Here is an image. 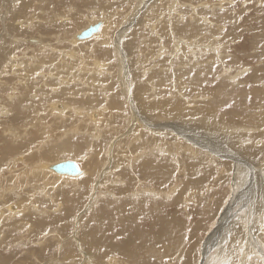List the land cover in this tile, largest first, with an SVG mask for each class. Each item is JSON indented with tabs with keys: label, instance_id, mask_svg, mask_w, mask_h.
Wrapping results in <instances>:
<instances>
[{
	"label": "rangeland",
	"instance_id": "374dc122",
	"mask_svg": "<svg viewBox=\"0 0 264 264\" xmlns=\"http://www.w3.org/2000/svg\"><path fill=\"white\" fill-rule=\"evenodd\" d=\"M10 1L0 0V34L5 35L3 26L6 21L10 22L8 24L17 25L15 23L17 17L21 18L17 21L22 23L25 29L21 32L28 33L20 37L18 40L20 42L16 44L19 48L14 50L16 60H19V62H13L16 66L15 74L20 72V76L9 78L8 86L10 96L15 93L16 95L24 94L23 90H15V87L19 86L22 74L21 79H25L23 78L25 76L29 77H26L27 82L23 86H28L25 93L32 100L29 106L26 105L24 108V114H29L30 125L23 124V128L18 129L22 139H29L34 145L30 147L34 149L29 151L30 154L34 151L35 153L41 151L42 143L55 145L59 138L72 137V142L73 140L77 143L81 142L76 139L79 138L77 135H72L69 126L71 123L69 121L74 118L75 114L74 119L77 123L84 124V117H77V112L80 110L77 107L83 108V102H79L81 96L79 95L77 100L68 96L59 99L54 97L52 90L57 89L58 82H50L56 78L52 75L60 76L62 79H67L71 75H67L64 66L59 65L60 58L57 53L49 50L56 46V51L61 48L62 51L65 49L66 54L78 53L80 56L76 59L78 65L82 66L80 59H83L85 61L83 65L91 69L94 66L92 63L98 59L95 57L97 56L96 49L106 47L100 44V40L95 41V38L87 39L86 43H74L72 39L79 31L88 28L93 23L101 22L103 26L112 23L111 42L113 44L109 46L112 59H106L108 60L106 69L111 71L112 81L108 79L106 83H112V89L115 92L111 88L106 92H111L113 99L120 102L123 108L117 117L112 113L109 114L115 118L114 131L103 137L105 146L102 148V155H106L104 159L108 160L109 156L112 159V151L115 158L119 159L120 172L115 171L117 172L115 178L112 179L111 175L106 176L105 173L109 171L105 169V165L102 169L98 167L95 172L98 190L93 188L91 194L85 193V201L82 205L78 199L74 200L79 203L78 206L71 204L76 208L74 213L66 202V198L70 195L62 194L67 193L65 188H73L71 184L54 189L55 193L52 190L49 192V198L54 196L53 201L55 200L56 203H46L45 212L42 213L44 216L41 214V218H48L52 225L50 231L55 230L56 234L61 236L60 239H51L50 235L44 239L45 233H38L39 230L35 224L29 228L28 225L33 223L32 219H27L26 222L21 220L29 213L28 210L20 215L17 214L18 216L10 221L6 215L1 214L2 207L7 203L13 204L19 201L23 210L33 208L29 207L30 203L37 204L35 194L41 195L42 192L40 193L39 190H43L44 187H33L32 185L35 186L36 182L28 183L22 180L23 178L16 180L11 176L12 169L18 164L19 166L22 164L21 168L25 165L24 160L29 156V152L13 154V149L9 148L16 146L19 140L15 136L2 137L1 127L8 128L9 133H14L16 130L9 126L7 121L0 123V179L8 184L0 183L2 187L0 189L2 192L0 193L1 264H252L253 262L264 264V256L259 253H264V200L261 199H264V138L256 137L258 131L261 133L260 126L264 129V0H28L26 8L22 9H20V4L14 5ZM6 4L11 6L8 7ZM7 10L8 15L5 14ZM30 20L34 21L32 28L29 25ZM106 20L108 22H105ZM53 23L70 25L71 35L64 38L62 34L42 35L38 32V25ZM28 26L29 30H27ZM190 34L193 37L198 35L190 41L188 40ZM9 36L15 39V44L18 36L14 33ZM118 46L124 47L125 50L131 49V51L125 54L124 50H120ZM131 46L135 47V51ZM91 50L95 53L89 54ZM189 50L194 53L192 54ZM98 60L101 63L104 61L102 58ZM54 65H56L55 69ZM164 65L168 67L164 68ZM28 66L37 67V71ZM11 70L12 68H10L9 75L12 74ZM201 70L204 72V78L197 76V72ZM186 71L190 73L183 77L179 76L180 72ZM73 77L72 75L70 81L76 80V82L70 84L65 82L68 87L63 86L62 89L72 91L70 87H75V91L81 92L82 95L85 94L88 91V89L85 91L88 84L84 85V80L78 82V79ZM1 82L2 80H0V87L3 86ZM106 92L104 94H107ZM122 92H125L127 98L122 95ZM7 93L6 89L4 93L0 92L4 94L0 95V107L5 106L11 113V109L19 104L17 100H11ZM104 94H99L101 97L99 107L96 105L86 112L83 110V113L89 115L88 112L93 111L89 115L91 116L96 114L99 108L106 113L107 106L102 105ZM62 101L67 102L74 110L61 115L53 107V110L51 109L52 103L58 106ZM188 106L194 109L191 111ZM181 108L189 112L180 116L179 109ZM187 114L189 115L186 116ZM135 117L143 129L152 133L156 132L152 134L154 136L159 137L161 132L174 133L173 126L183 128L181 124H186L189 128L202 132V138L207 135V144L213 145L206 146L205 152L199 149L200 154L194 157L189 152L182 153L177 149V157L167 158L158 154V143L162 142H157L154 146L155 152L150 154L148 159L149 163L165 164L162 168H165L168 173L162 178L163 184H159L161 187H156L154 182L150 184L139 182L140 176L136 173L134 180L130 181L126 177H121L130 169L125 166L120 167V164L121 160L126 161L134 157V148L140 146V141L135 134L129 136L134 129ZM234 118L237 119V123L232 122ZM191 121L195 124L190 123ZM222 125L230 128L226 130ZM240 125L245 128L246 132ZM164 126L168 127L164 128ZM146 130L145 134L152 137ZM12 138L17 142L6 149V155H9L6 156L5 147L2 148V146H7L8 142L13 140L6 139ZM150 142H145V144ZM222 144L235 149L237 153L247 148L259 150L262 156L256 161L252 159L248 161L247 158L242 157L247 166H243L242 172L237 171V163L232 161L228 154L214 153L216 146ZM98 149H100L99 145L93 150ZM86 155L87 160H90V151H87ZM207 155L211 156L212 162L209 161L210 158H207ZM93 159L88 162H92ZM8 160L14 165H6ZM65 160H72L79 167L82 166L80 170L83 171V175L88 171L87 166H84L87 163L85 155L81 160L63 158L54 161L63 162ZM256 162L258 163L255 164ZM105 163L107 161H104ZM225 164H231L229 170L222 172L217 178L216 169ZM254 167L259 170L257 171ZM102 174H104L103 178ZM103 183L105 185H102ZM175 183H178L177 187ZM7 187H11L12 193ZM194 187L198 188L194 190ZM151 188L156 190L155 193L158 196L150 191ZM186 189L199 191V195L194 200L184 201V196L180 198V195ZM108 193L112 195L108 196ZM133 193L141 198L136 201L138 203L136 205L133 204L132 197L127 198ZM253 193L260 201L256 200ZM42 198L45 197L42 196ZM143 199L144 204H142ZM252 201L254 204L251 203ZM57 207L60 209L58 210ZM258 207L259 210H256ZM32 211L39 217L36 209ZM51 211L54 214L47 216ZM97 211L102 213L101 218L105 219V223L112 225V230H102L103 226L96 215ZM251 212L257 213L251 214ZM66 214L70 215L69 220L60 221L58 217L62 218ZM230 215L236 217L238 227L243 230L242 233H238L239 236L245 237V233H251L252 241L256 245L240 247L238 235H236L232 248L229 249V240L225 244L226 252L229 254L220 255L217 246H213L218 244L219 238L230 229L231 222L228 218ZM257 216L258 221L252 223ZM126 217L128 218L125 221ZM97 223L101 227L93 226ZM170 228L173 229L170 230ZM91 229H95L105 245L104 260L98 259L96 256L100 258L102 254L96 255L95 248L91 250L83 241L82 233ZM63 230L64 233H62ZM206 239H209L212 247L207 245ZM162 241L165 243L162 244ZM42 247L45 248V254L39 256ZM176 247L181 248V251L175 252ZM66 250L73 253L75 258L64 259V254H70L66 253ZM250 251H257V254L251 258L252 260L246 258L247 261L242 262V258L250 254ZM239 252L241 254L237 258L230 255L231 253L239 255ZM178 257L180 258L175 261Z\"/></svg>",
	"mask_w": 264,
	"mask_h": 264
},
{
	"label": "bare ground",
	"instance_id": "6f19581e",
	"mask_svg": "<svg viewBox=\"0 0 264 264\" xmlns=\"http://www.w3.org/2000/svg\"><path fill=\"white\" fill-rule=\"evenodd\" d=\"M27 1L28 0H21V1H18V0H11L10 2L14 5H21L20 6V9L22 8H26L27 6ZM181 1V0H180ZM7 3L9 4V1H7ZM6 6H8L6 4ZM11 6V5H9ZM8 6V7H9ZM17 9V8H16ZM10 10V9H9ZM11 11V10H10ZM176 11V10H174ZM34 12V11H33ZM9 11L7 10V12L5 13L6 15H8ZM4 14V13H3ZM172 14V13H171ZM176 14V13H175ZM26 15V14H25ZM28 15V14H27ZM30 15V14H29ZM33 15V14H32ZM46 15V14H45ZM160 15V14H159ZM44 16V15H43ZM177 16V15H176ZM17 17V16H16ZM47 17V16H46ZM174 17V16H173ZM26 18V17H25ZM30 18V17H29ZM49 18V17H48ZM61 18V17H59ZM66 18V17H65ZM172 18V17H171ZM194 18V17H193ZM15 19V18H14ZM21 19L20 17H17L15 23H17V25H11V24H8L10 22L6 21L4 26H3V31H5V35H2L0 34V80H2V87H0V92H3L5 91H8V95H9V98L11 100H17V103L19 104L16 108H13L11 109V113L6 109L5 106H2L0 107V123H6L15 128V132L14 133H9V130L8 128H5L4 127H1V135L2 137H7V138H10L11 136H15L17 137V139L19 140V142L17 143L16 146L12 147V148H9V146H11L12 144L16 143L17 140L15 139H6V140H13V141H9L8 142V145H3V147H5V151H4V154L6 155V149L9 148V149H13L12 152L13 154H26L28 153L30 150H34V149H30V147L34 146L32 144V141H29V139H22V137L19 135L20 131H19V127L20 129L23 128V124L25 126H29V121L28 119V115L29 114H24V108L25 106H29V102H31L32 100L28 98V96L26 95V91L28 90V86L27 87H24L23 84L27 82V79L26 77L28 76H25L23 78L26 79H21V77L23 76V74L21 75L20 77V84L19 86L15 87V90H23L24 94H18L16 95L17 93H15V95H11V92L9 90V78L12 79V78H19L20 76V72L19 74H15V64L13 62H19V60H16V56H15V52L14 50H16L17 47L16 44L18 45V43L20 41H18L20 39L21 36H25L27 34H25V32H21V30L23 29L22 25L19 23V20ZM31 19V18H30ZM47 19V18H46ZM103 19V18H102ZM170 19V18H169ZM191 19V18H190ZM204 19V18H203ZM8 20V19H7ZM29 20V19H28ZM52 20V19H51ZM60 20V19H59ZM45 21V20H44ZM53 21V20H52ZM93 21V20H92ZM99 21V19H98ZM158 21V20H157ZM156 21V22H157ZM169 21V20H168ZM13 22V21H12ZM34 21H29V25L30 27L33 24ZM54 22V21H53ZM105 22H108L107 20ZM19 23V25H18ZM61 23V22H60ZM93 23V22H92ZM96 24H100V30L97 31L96 33H94L90 38H87L88 40L89 39H94L95 38V41L96 40H100V44L103 45V47H106V48H100V49H96L97 51V57L98 59L99 58H102L104 59V61L101 63L100 60H96L95 62H93L92 64L94 65L91 69H87V65H83V63H85V61L83 59H80L82 61V66L81 64L78 65V58H80L79 54L78 53H73V54H66V52L63 50H61V48H59L57 51L55 50L56 49V46H53L49 51H51L52 53H57V55L59 56L60 58V63L59 65H63L64 68L66 69L65 71H67V75H73L74 79H78V82L79 81H82L84 80V85L87 83L88 86L86 87V90L88 89V91L85 93V94H81V92H78V91H75V87H70V89L72 91H70L69 89L67 90H63L62 87L63 86H67V84H65V82H67L68 84L72 83V82H76V80H71L70 81V78L71 76H69L67 79H62L60 76H57V75H51L56 77L54 78L53 80H51L50 82L52 81H56V87L57 89H54L52 90L53 94L55 95L54 97H58L61 98V97H64V96H68V97H71V98H74L75 100L78 99V96L80 95L81 98L79 99V102L82 103L83 102V108H80V107H77L79 108L80 110L77 112V117L80 118V117H84L83 118V121H84V124L80 125V123H77V120L74 119H71L69 122L70 123V130L72 131V135H77L79 138H76L78 140H80L81 142L80 143H77L73 140V142L71 141L73 138L72 137H65L63 139L59 138L58 140V143H55V145H52V143H42V150L37 153H31L29 152V156L28 157H24L25 160H24V166H22V168L19 166V164L15 167L13 166L14 169H12L11 171V176L14 177L16 180H20V178H23L22 180H25L26 182L28 183H35V186L32 185L33 187H37V186H42L44 187V189L40 191L41 195H38L35 194V199L37 201V204L34 205L32 203H30L31 205H29V207H33L31 209H24L22 208V205L21 203L18 201V202H13V204H9L7 203L6 205H4L2 207V215H6V217L9 219V221L11 219H14L13 217L15 216H18L20 214H22L25 210H28L29 213L31 214V216L29 217V213L26 214V216H24L21 220H26L27 219H32L33 223H31L30 225H28V227L30 228L35 225H37L38 227V233H42L45 235L44 239L50 235V238L51 239H60L61 236L57 235L56 234V231L55 230H51L52 228V225L51 223L48 221V218L46 217L45 219L44 218H41V214L44 213V206L46 203L48 202H55V200L53 201V197L49 198V192L52 190V192H54V189H57L58 187H61V186H67L68 184H71L73 186V188H71V190H69V188H65V191L67 193H62L63 195H70L66 198V202H68V207H70L69 209L72 210V213L75 212V207L72 206L71 204L73 203L74 205L78 206L79 203L82 205L83 202L85 201V193L87 194H91L92 192V189L96 188L95 190H98L99 187H97V183L98 182H95L96 180V177H95V172H96V169L98 167H101L104 168V165H105V169H107L109 172L105 173L106 176H110L111 175V178L114 179L115 176L117 175V172H115L116 170L118 172H120V169H119V159H116L115 158V155L113 154V151L110 149V151H112V159H110V156L108 157L109 159L106 160L104 159L106 157L102 155V148L105 146L104 145V139L103 137H105L106 134H109V133H112V131H114V119L113 117H111L109 114L112 113V115H114L115 117L119 116V113L121 112V109L123 108L121 103L118 102L116 99H113V95L111 94V92L107 93L106 91L111 88L112 89V83L110 84H107L106 81L109 79L112 81V73L110 70L106 69L107 67V64H108V60L112 59V57H110L111 55V52L109 51L111 48H109V46L113 44L112 41V34H111V31L113 30V26H112V23L110 24H105L103 26V24L101 22L99 23H93V25H96ZM156 24V23H154ZM91 25V26H93ZM37 26V24H36ZM154 26V25H153ZM190 26V25H189ZM35 27V26H34ZM39 29L38 32H40V34L42 35H55V36H58V34H62V36L65 38H68L67 36H70L71 33H72V29L70 27V25L68 24H45V25H41L40 26L38 25ZM87 27V26H86ZM90 27V26H89ZM88 27V28H89ZM138 27V26H137ZM32 28V27H31ZM37 28V27H36ZM86 28V29H88ZM27 29V27H26ZM86 29L82 30V31H79L78 34L74 35L73 36V42L74 43H80V42H85L87 41V39H83L81 38L80 34L85 31ZM163 29V28H162ZM165 29V28H164ZM189 29V28H188ZM17 30V31H16ZM25 30V29H23ZM29 30V26H28V29ZM31 30V29H30ZM35 30V29H34ZM32 31V30H31ZM156 31V29H155ZM184 31H186L184 29ZM3 33V32H2ZM16 34L18 36V39L16 40V43L14 44V38L13 37H10L9 34ZM123 35V34H122ZM121 35V36H122ZM198 34H196L195 36H197ZM200 35V34H199ZM40 36V35H39ZM54 36V37H55ZM195 36L193 37L192 34L189 35L188 37V40L190 39V41L195 38ZM203 37V36H202ZM201 37V38H202ZM205 37V36H204ZM24 38V37H23ZM63 38V39H64ZM31 39V38H30ZM33 39V38H32ZM198 39V38H197ZM6 40V42L4 41ZM196 40V39H195ZM203 40V39H202ZM60 41V40H59ZM67 41V40H66ZM186 41V39H185ZM201 41V40H200ZM208 42H210L209 40H207ZM215 41V40H214ZM217 41V40H216ZM55 42V41H54ZM53 42V43H54ZM62 42H65V41H62ZM69 42V41H68ZM117 42V41H115ZM139 42V41H138ZM189 42V41H188ZM197 42V41H196ZM202 42V41H201ZM56 43V42H55ZM54 43V45H55ZM60 43V42H59ZM71 43V42H70ZM96 43V42H95ZM121 43V42H120ZM136 43V42H135ZM191 43V42H189ZM197 43H200V42H197ZM73 44V43H72ZM134 44V43H133ZM202 44V43H201ZM204 44V42H203ZM32 45V44H31ZM40 45V44H39ZM120 45V44H118ZM131 45V44H130ZM188 45V44H187ZM73 46V45H72ZM71 46V47H72ZM88 46V45H86ZM121 46V45H120ZM135 46V45H134ZM134 46H131L132 47V50L135 51V47ZM176 46V45H175ZM41 47V46H40ZM119 47V46H118ZM189 47V46H188ZM44 48V47H43ZM126 48H128L126 46ZM205 48V47H204ZM74 49V48H73ZM78 49V48H77ZM120 50H124V53L127 54L131 51V49H127L125 50L124 47H119ZM188 49V48H187ZM187 49H185L187 51ZM194 49V48H193ZM200 49V48H199ZM44 50V49H43ZM184 51V48L182 49ZM75 51V50H74ZM92 51V50H91ZM190 51V50H189ZM71 52V51H70ZM191 52V51H190ZM95 52L92 51L90 52L89 54H94ZM192 54L194 52H191ZM78 54V55H77ZM165 54V53H164ZM134 55V54H133ZM193 56V55H192ZM82 57V56H81ZM24 58V57H23ZM26 58V57H25ZM176 58V57H175ZM108 59V60H106ZM143 59V58H142ZM194 60V59H193ZM87 61V60H86ZM164 61V60H163ZM146 62V61H145ZM21 63V62H20ZM23 65V63H21ZM25 64V63H24ZM75 64V65H74ZM26 65V64H25ZM28 65V64H27ZM35 65V64H34ZM15 66V67H13ZM20 66V65H19ZM40 66V65H39ZM38 66V67H39ZM56 65H54V69L56 68L55 67ZM76 66V67H75ZM18 67V66H17ZM21 67V66H20ZM30 67V66H28ZM168 66L167 65H164V68H167ZM10 68H12L11 70V75L10 74ZM19 68V67H18ZM22 68V67H21ZM27 68V66H26ZM31 69L33 70H36L37 67L35 66H31L30 67ZM40 68V67H39ZM28 69V68H27ZM73 69V70H72ZM18 70V69H17ZM29 70V69H28ZM72 70V71H71ZM165 70V69H164ZM37 71V70H36ZM72 72V73H71ZM174 72V71H172ZM241 72V71H240ZM27 72H25L26 74ZM155 73V72H154ZM176 73V72H175ZM190 73V71H186V72H180L179 76H185V75H188ZM24 74V75H25ZM203 70L201 71H198L197 72V76H202L203 77ZM9 75V76H8ZM33 75V74H32ZM43 75V73H42ZM49 75V74H48ZM50 75V77H51ZM130 75V74H129ZM239 75V74H238ZM8 76V78H7ZM35 76V75H34ZM101 76H103L101 78ZM137 76V75H136ZM175 76V75H174ZM43 77V76H42ZM49 77V78H50ZM135 77V76H134ZM177 77V75L175 76ZM190 77V76H189ZM235 77V76H234ZM29 78V77H28ZM180 78V77H179ZM204 78V77H203ZM177 79V78H176ZM131 80V78H130ZM47 81V79H46ZM45 81V82H46ZM49 81V80H48ZM50 82H48L50 84ZM114 82V81H113ZM6 86H5V84ZM98 83V84H97ZM45 84V83H44ZM17 85V84H16ZM43 85V84H42ZM46 85H48L46 83ZM83 85V84H82ZM71 86V85H70ZM47 87V86H46ZM49 87V86H48ZM60 87V88H59ZM68 87V86H67ZM59 88V90H58ZM115 89V88H114ZM45 90V89H44ZM43 90V91H44ZM113 90V89H112ZM110 90V91H112ZM125 90V89H123ZM84 91V92H85ZM93 91V92H91ZM114 91V90H113ZM120 91V90H118ZM107 93V94H104V93ZM115 92V91H114ZM92 93H94L92 95ZM102 93L104 94V99H103V104L102 105H106L107 106V112L106 110L103 108V110L106 112L104 113L101 108H99L98 111H96V114L94 115H91L89 116L91 113H93V111L91 112H88L90 113L89 115L88 114H84L83 113V110H85V112L87 110H91L93 109V107H95L97 105V107H99L101 104V97L99 96V94ZM118 93V92H117ZM128 93V91H127ZM0 95H4V94H0ZM22 95V97H20ZM122 95H125V92L123 93L122 92ZM102 96V97H103ZM126 97V95H125ZM127 98V97H126ZM130 98V97H129ZM194 99V98H193ZM197 99V98H196ZM121 100V99H120ZM181 100V99H180ZM190 100V99H189ZM195 101V99H194ZM54 102V101H53ZM59 102V101H58ZM124 102V101H123ZM191 102H193L191 100ZM199 102V101H198ZM61 104H57L58 106H56L55 103H52L51 105V109L53 107V109L56 111V112H60V114L62 115L63 113H67V111H70V110H74L72 109V107L67 104V102L65 101H62L60 102ZM55 105V107H54ZM197 106V105H196ZM133 107V106H132ZM147 108V107H146ZM160 108V107H159ZM176 108V107H175ZM188 108H191V111L192 107L188 106ZM26 109H30V108H26ZM52 109V110H53ZM185 109V108H184ZM184 109H179V112H180V116L186 114L187 112L189 111H186ZM64 110V111H63ZM216 110V109H215ZM63 111V112H62ZM194 111V110H193ZM54 112V111H53ZM55 112V113H56ZM76 112V111H75ZM57 113V114H58ZM74 114V113H72ZM195 114V112L193 113V115ZM67 115V114H66ZM89 117H88V116ZM189 114H187L186 116H188ZM11 116V117H10ZM97 116V117H96ZM204 116V115H203ZM10 117V118H9ZM62 117V116H61ZM81 121V122H83ZM134 126H133V130L131 132V134L129 136H133V134H135L136 137H138V141H140V146H136L134 148V152H135V155L134 157L130 158V160H121V164H120V167L121 166H125V167H128L130 169L129 172L127 173H124V175H122L121 177H126L128 178L130 181H133L134 180V174L136 173L138 176H140V181L141 183H147V184H150V182H154L156 183V187H161V185L159 184H163V177L167 176V170L165 168H162L163 165H165L164 163L158 165V164H154V163H149V155L152 154L153 152H155V145H157V142H162V143H158V147H157V152L159 155H164L165 157L167 158H174V157H177V153H178V150H180V152L184 153V152H189L190 154H192V157L196 156V155H199L200 154V151L199 149H202V151H204L206 149V146H210V145H213V144H210L208 145L207 142H206V137L207 135H204V138L203 137V134L202 132H200L199 130L197 129H193V128H189L186 124L182 125L183 128L181 127H175L173 126V130L174 133H167V132H161L159 133V137L157 136H154L152 134H156V132L152 133L151 131L149 130H146V129H143L139 124H138V120L137 118L135 117L134 118ZM204 121V120H203ZM233 123H237V119L234 118L232 120ZM190 123H192L193 125L195 124L194 121H191ZM201 123V122H200ZM204 123V122H203ZM144 125V124H143ZM163 125V123H162ZM165 125V123H164ZM206 126V125H205ZM225 127V129L227 130V128H230L229 126H226V125H222ZM259 126V125H258ZM168 127V126H167ZM164 126V128H167ZM241 127V125H240ZM155 128H157L155 126ZM242 130H244L245 128L241 127ZM131 129V127H130ZM153 129V128H152ZM212 129V128H211ZM260 129H261V133L260 131H258L257 133V138H264V129H263V126H260ZM26 130V129H24ZM31 130V129H30ZM148 131L152 137L148 136L147 134H145L144 131ZM154 130V129H153ZM208 131V130H207ZM33 132V131H32ZM244 132H246V130H244ZM161 134V135H160ZM33 135V134H32ZM107 136V135H106ZM34 137V136H33ZM121 137V136H120ZM199 137V138H198ZM245 137H247V135H245ZM28 138V137H27ZM54 140V139H53ZM106 140V139H105ZM4 141V144H6V141ZM60 141V142H59ZM151 141L150 143H147L145 144V142H149ZM50 142V141H48ZM169 142V143H168ZM225 142V141H224ZM34 143V142H33ZM260 143V142H259ZM262 143V142H261ZM106 144H108V141L106 140ZM161 144V145H160ZM97 145H99L100 149H98L97 151L93 150L94 148L96 149ZM111 148V147H110ZM1 149V148H0ZM209 150V148H207ZM1 151V150H0ZM85 151V152H84ZM87 151H90V154H91V159L92 162H88L90 160H87ZM213 150H211L212 152ZM205 152V151H204ZM8 153H10L8 151ZM214 153H217V154H220V153H225V154H228L229 157L231 158L232 161L236 162L237 163V171H241L242 172V168L243 166H245L246 164H244L243 160H242V157H245L247 158L248 161H251L254 160H259L260 157L262 156L261 152L259 150H254L252 148H247V149H244L243 152H239L237 153L236 150L234 149H230L227 145H217L216 146V149H214ZM110 154V155H111ZM207 154V153H206ZM1 155V154H0ZM28 155V154H27ZM85 155V160H87V163L84 165V166H87L86 168L88 169V171L83 175V171H81L78 175L76 176H69V175H65V174H58L54 171V167L59 164V163H63V162H66L63 161V162H55L54 160L56 159H80L82 157H84ZM221 155V154H220ZM219 155V156H220ZM3 156V154H2ZM1 156V157H2ZM6 156H9L8 154ZM12 156V155H11ZM13 157V156H12ZM18 157V156H17ZM126 157V156H125ZM191 157V158H192ZM206 157V155H205ZM213 157V156H212ZM3 158V157H2ZM23 158V159H24ZM103 158V159H102ZM207 158H210L209 161L212 162V158L211 156L207 155ZM206 159V158H205ZM19 160V159H18ZM192 160H194V158H192ZM52 161H54V163H52ZM69 161H72V160H69ZM104 161H107V163L104 164ZM159 162H163L162 160H157ZM1 162V161H0ZM15 162V161H14ZM246 162V161H245ZM260 162V161H259ZM262 162V161H261ZM16 163V162H15ZM205 163V162H204ZM203 163V164H204ZM258 162H256L255 164H257ZM6 165H9V164H13L12 162H10L9 160L5 163ZM174 164V163H173ZM251 164V163H249ZM14 165V164H13ZM26 165H29V166H26ZM83 165V164H82ZM230 165L231 164H225V165H221L219 166L216 171H215V175H217V178H219L220 174L222 172H226L229 170L230 168ZM21 169H19V167ZM83 166V167H84ZM247 166V165H246ZM193 166H191L192 168ZM212 167V166H211ZM263 167V166H261ZM82 169V166L80 167ZM194 168V167H193ZM248 167H246L247 169ZM251 168V167H250ZM256 168L257 170V167H254ZM10 170V169H9ZM248 170V169H247ZM252 170V169H251ZM259 170V169H258ZM257 170V171H258ZM249 171V170H248ZM254 171V169H253ZM252 173V172H251ZM219 174V175H218ZM254 174V173H253ZM263 173L261 172V175ZM9 175V174H8ZM104 174H102V178L104 177L103 176ZM264 175V174H263ZM10 176V177H11ZM191 176V175H190ZM120 178V177H119ZM5 179V177H4ZM14 179V180H15ZM98 179V178H97ZM108 179V177L106 178ZM264 179V178H263ZM262 179V180H263ZM9 180V179H8ZM253 180V179H252ZM252 180H251V183H252ZM256 181V180H255ZM94 182L96 183V187L94 186ZM264 182V180H263ZM0 183H4L6 184V182L2 179H0ZM20 183V182H19ZM106 183V182H105ZM181 183V182H180ZM203 183V181H202ZM260 183V182H259ZM3 184V185H4ZM16 184V183H15ZM8 185V184H6ZM4 185V186H6ZM13 185V184H12ZM19 185V184H18ZM102 185H105L104 183ZM10 186V184H9ZM31 186V187H32ZM175 186L177 187L178 186V183H175ZM17 187V184L16 186ZM29 187V188H31ZM2 187H0L1 189ZM6 188V187H5ZM198 187H194V190L197 189ZM7 189L10 191L12 190L11 187ZM14 189V188H13ZM22 189V188H21ZM33 189V188H31ZM36 189V188H35ZM73 189V190H72ZM201 189V188H200ZM249 189V188H248ZM252 189V187H251ZM257 189V188H256ZM4 191V190H2ZM15 191V190H14ZM13 191V192H14ZM17 191V190H16ZM15 191V192H16ZM19 191H21L19 189ZM32 191V190H31ZM150 191L153 192V194L155 196H158L156 192V190L154 189H150ZM175 191V190H174ZM249 191V190H248ZM251 191V190H250ZM11 192V191H10ZM30 192V191H29ZM33 192V191H32ZM36 192V190H35ZM199 191H191V190H188L186 189L185 191H183V193L180 195V198L184 196L183 200L184 201H189V200H194L196 198V196H198ZM262 192V191H261ZM2 193V192H0ZM12 193V192H11ZM55 193V192H54ZM250 193V192H249ZM4 194V193H3ZM2 194V195H3ZM17 194V193H16ZM25 194V193H24ZM32 194V193H31ZM34 194V193H33ZM32 194V195H33ZM251 194V193H250ZM1 195V196H2ZM7 195H8V192H7ZM73 195V196H72ZM112 194L111 193H108V196H111ZM168 195V194H167ZM170 195V194H169ZM203 195V194H202ZM254 195V193H253ZM15 196V195H14ZM18 196V195H17ZM16 196V197H17ZM22 196V195H21ZM42 196H44L45 198H42ZM255 196V195H254ZM72 197V198H71ZM132 197L133 198V204L136 205L138 203H136V201L140 200L141 198L140 197H137L135 196V194H130L129 196H127V198H130ZM22 198V197H21ZM33 198V197H32ZM126 198V199H127ZM256 200L260 201L259 198L257 196H255ZM4 199V198H3ZM18 199V198H17ZM78 199L79 200V203L77 201H74ZM262 200H264L263 198H261ZM10 200V199H9ZM59 200V199H58ZM30 201V200H29ZM63 201V200H62ZM65 202V203H66ZM92 201H90L91 203ZM209 202V201H208ZM264 202V201H263ZM27 203V202H26ZM35 203V202H34ZM56 203V202H55ZM59 203V202H58ZM251 203L254 204V202L252 201ZM61 204V202H60ZM64 204V203H63ZM89 204V203H87ZM92 204V203H91ZM90 204V206H91ZM142 204H144V199L142 200ZM264 204V203H263ZM57 205V204H56ZM239 205V204H238ZM262 205V204H261ZM62 206V205H61ZM88 206V205H87ZM59 207V206H58ZM57 209L59 210L60 208ZM80 207V206H79ZM62 208V207H61ZM88 208V207H87ZM261 208V207H260ZM33 209H36L37 210V214L39 215V217L32 211ZM43 209V210H42ZM86 209V208H85ZM90 209V208H89ZM217 209V208H216ZM31 210V211H30ZM221 210V209H220ZM256 210H259V207L258 209ZM62 211V210H60ZM106 211V210H105ZM215 211V210H214ZM262 211V210H261ZM214 213V212H213ZM257 213V212H256ZM256 213H253L251 212V214H256ZM18 214V215H17ZM50 214H54V212L52 213L49 212L47 216H50ZM102 213L97 211V216L99 217V220L100 222L102 223V226H99L98 223L96 225H93L95 227H101L103 231H110L112 230V225H109L107 223H105V219H102L101 218V215ZM260 214V213H259ZM262 214V213H261ZM43 215V214H42ZM216 215V214H215ZM218 215V214H217ZM216 215V216H217ZM44 216V215H43ZM69 217L70 215L69 214H66L64 215L62 218L61 216L58 217L60 218V221H62V219L64 220H69ZM261 217V216H260ZM6 218V219H7ZM128 217H126L125 221L127 220ZM229 221L231 222V227L229 230H227L222 237L219 238V242L218 244H214L213 247L217 246V250L220 252V255L224 254L225 253L229 254V252H226V248H225V244L227 243V241L229 240L230 241V248H232V245L234 244L235 242V236L238 235V239H239V243H240V247H243V246H246V245H250V246H255L256 243L252 241V234L251 233H245V237H241L239 236L238 233H242V228H239L238 227V221L235 220L236 217L233 216V215H230L229 217ZM55 219V218H54ZM53 219V220H54ZM124 220V219H123ZM214 220V219H213ZM25 221V222H26ZM258 221V216L257 218L253 219L252 223L254 222H257ZM30 222V221H29ZM264 222V221H263ZM24 223V222H23ZM20 224V223H19ZM76 224V223H75ZM13 225V224H12ZM229 225V223H228ZM244 225V224H243ZM194 226V225H193ZM6 227V226H5ZM252 227V226H251ZM173 228H170V230H172ZM3 231V230H2ZM50 231V232H49ZM245 232V231H244ZM47 233V234H46ZM62 233H64V230L62 231ZM188 234V233H187ZM83 235V241L86 242V246L88 248H90L92 250V248H95V252H96V255H100V258L98 256H96L98 259L100 260H104L103 257H104V252H105V245L103 244V242L101 241V237L98 236L96 234V231L95 229H91L89 231H86V232H83L82 233ZM7 237V236H6ZM4 240V239H3ZM207 240V239H206ZM165 243L164 241H162V244ZM2 245V244H1ZM125 245V244H124ZM207 245L208 246H211L212 247V243L209 241V239L207 240ZM42 246H44L42 244ZM68 247H71V245H67ZM244 249V248H243ZM261 248H259L260 250ZM44 251H45V248L42 247L41 248V251L39 253V256H44ZM69 251L72 252V250L69 249ZM66 250V253H70V254H64L63 257L64 259H67V258H75L74 254L69 252ZM177 251H181V248H177L175 249V252ZM258 251V250H257ZM257 251H250V254H248L247 256L245 255L243 258H242V262L244 261H247L246 258H249L251 259L255 254H257ZM261 254V256H264V253L263 252H259ZM72 254V255H71ZM156 254V252H155ZM241 254V252H239V255L236 254H230L231 257H234V258H237L239 257ZM105 256H107V254H105ZM105 258V257H104ZM180 257H178L176 260H178ZM254 258V257H253ZM187 259V257H186ZM221 259V258H219ZM232 260V259H231ZM252 260V259H251ZM77 262V259L75 260ZM112 261V260H111ZM119 262V261H118ZM2 263V261H0V264ZM109 263V262H108ZM112 264V263H111ZM223 264V263H222ZM254 264V262L252 263Z\"/></svg>",
	"mask_w": 264,
	"mask_h": 264
},
{
	"label": "water",
	"instance_id": "95a60500",
	"mask_svg": "<svg viewBox=\"0 0 264 264\" xmlns=\"http://www.w3.org/2000/svg\"><path fill=\"white\" fill-rule=\"evenodd\" d=\"M99 30H100V24H96L90 26L88 29L83 31L80 34V36L83 39H87L90 38L94 33H96ZM53 169L58 174H65L69 176H76L81 172L79 165L74 161H66L63 163H59Z\"/></svg>",
	"mask_w": 264,
	"mask_h": 264
}]
</instances>
